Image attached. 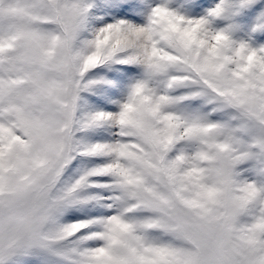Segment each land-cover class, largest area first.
I'll use <instances>...</instances> for the list:
<instances>
[{
	"label": "snow or ice",
	"instance_id": "1",
	"mask_svg": "<svg viewBox=\"0 0 264 264\" xmlns=\"http://www.w3.org/2000/svg\"><path fill=\"white\" fill-rule=\"evenodd\" d=\"M0 264H264V0H0Z\"/></svg>",
	"mask_w": 264,
	"mask_h": 264
}]
</instances>
